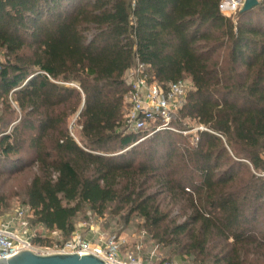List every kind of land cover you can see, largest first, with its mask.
Segmentation results:
<instances>
[{
  "label": "trees",
  "instance_id": "obj_1",
  "mask_svg": "<svg viewBox=\"0 0 264 264\" xmlns=\"http://www.w3.org/2000/svg\"><path fill=\"white\" fill-rule=\"evenodd\" d=\"M221 4L0 0V178L28 168L26 219L63 239L35 244L68 240L87 205L140 217L187 264H261L264 0L231 16ZM137 62L162 87L189 81L175 131L127 128ZM189 121L209 131L184 134Z\"/></svg>",
  "mask_w": 264,
  "mask_h": 264
},
{
  "label": "built area",
  "instance_id": "obj_2",
  "mask_svg": "<svg viewBox=\"0 0 264 264\" xmlns=\"http://www.w3.org/2000/svg\"><path fill=\"white\" fill-rule=\"evenodd\" d=\"M245 0H229L224 6L229 11L241 10ZM223 6V7H224ZM229 16V14H227ZM129 91L125 96L127 110L125 121L131 131H148L149 134L163 131H175L172 122L182 107L189 87L183 80L160 86L150 79L146 66L137 62L125 73ZM209 131L203 126L195 130ZM184 134L189 133L183 132ZM198 140V136H195ZM27 208L21 207L12 215L6 216L0 223V259L7 258L23 250L37 254L52 253H88L102 259L106 264H187L184 261L159 260L153 254H142V246L135 250H123L116 236H108L95 229L81 236L73 231L70 238L61 245H37L34 238L36 228L46 232L42 225L33 227L26 219ZM44 238V233L40 235Z\"/></svg>",
  "mask_w": 264,
  "mask_h": 264
},
{
  "label": "rangeland",
  "instance_id": "obj_3",
  "mask_svg": "<svg viewBox=\"0 0 264 264\" xmlns=\"http://www.w3.org/2000/svg\"><path fill=\"white\" fill-rule=\"evenodd\" d=\"M227 2H229V0H222V4H227ZM221 11L226 16H228L227 14H229V16L235 14V12L229 11L226 6H224ZM1 59L2 55L0 53V60ZM184 81L187 83L188 87L191 88L189 81ZM126 111L127 110L125 109V113ZM75 120V117L70 118L69 128L72 132V135L76 138V140H78L79 128L75 124ZM188 124L189 126H192L189 131V134H195V130L199 126L195 122L191 121H189ZM17 176L12 175L10 177L11 179H9V181L7 182L4 181L3 178H0V192L8 194V196L10 197L7 201V207L3 208V210L0 212V223L2 222V219L4 217L12 215L17 209L25 206L22 204L21 190L30 176L29 169H25L22 174ZM15 192L19 193L20 196H13ZM178 213L179 212L177 208H174L172 216H177ZM124 215L125 213L114 215L111 210L108 209L102 216H99L93 213L87 205H84L81 212L77 215L74 220L75 231H77V233L81 236H85L88 232H91V230L93 229V233L96 232V229L105 235L116 236L123 250H135L136 246H142L141 253L143 255L153 254L159 260H185L184 257L176 254L171 249V247L164 246L162 243H157L156 240H154L151 235L143 229V220L140 217L133 215L131 216L129 222L125 223ZM31 226L36 227L35 225ZM35 230L37 235L39 236L44 233V236H46L52 244H55L58 240H63L62 236H60L57 231L43 232L40 228H36ZM255 259L261 264H264V257L256 256ZM189 261V263L191 264L197 263L194 261L193 257H190Z\"/></svg>",
  "mask_w": 264,
  "mask_h": 264
},
{
  "label": "water",
  "instance_id": "obj_4",
  "mask_svg": "<svg viewBox=\"0 0 264 264\" xmlns=\"http://www.w3.org/2000/svg\"><path fill=\"white\" fill-rule=\"evenodd\" d=\"M259 0H245L241 12L251 10ZM224 4L220 8L223 9ZM0 264H106L102 259L88 253H52L37 254L23 250L7 258L0 259Z\"/></svg>",
  "mask_w": 264,
  "mask_h": 264
},
{
  "label": "bare ground",
  "instance_id": "obj_5",
  "mask_svg": "<svg viewBox=\"0 0 264 264\" xmlns=\"http://www.w3.org/2000/svg\"><path fill=\"white\" fill-rule=\"evenodd\" d=\"M227 8V7H226Z\"/></svg>",
  "mask_w": 264,
  "mask_h": 264
}]
</instances>
